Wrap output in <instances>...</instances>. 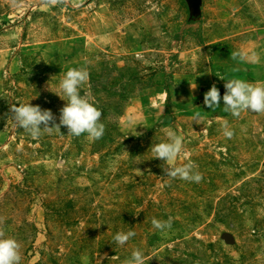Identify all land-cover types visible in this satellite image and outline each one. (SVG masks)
I'll list each match as a JSON object with an SVG mask.
<instances>
[{"label":"rangeland","instance_id":"obj_1","mask_svg":"<svg viewBox=\"0 0 264 264\" xmlns=\"http://www.w3.org/2000/svg\"><path fill=\"white\" fill-rule=\"evenodd\" d=\"M189 22V0H0V230L21 264H126L135 249L145 264H264V114L204 104L213 84L223 97L225 80L264 83L260 41L245 40L264 28V0H201ZM239 49L258 62L233 60ZM71 67L89 71L101 139L65 127L33 139L8 119L31 103L58 123ZM168 130L183 137L173 165L193 161L199 183L154 158ZM169 216L170 230L153 227Z\"/></svg>","mask_w":264,"mask_h":264},{"label":"clouds","instance_id":"obj_2","mask_svg":"<svg viewBox=\"0 0 264 264\" xmlns=\"http://www.w3.org/2000/svg\"><path fill=\"white\" fill-rule=\"evenodd\" d=\"M49 4L67 3V0H47ZM233 60L240 62H258L257 56L249 54L243 49L231 53ZM222 79V78H221ZM89 80V71L86 67H71L59 80V92H54L66 103L60 109L59 122L50 109H42L39 105L31 103H13L10 106V118L15 124L27 132L33 139H38L44 134H52L61 131V127L67 128V134L80 137L86 134L90 141L99 140L105 132V125L101 122L103 115L94 100L87 92L81 94V88ZM225 92L221 97L220 90L215 84L205 93L204 104L210 109L219 107L223 100V110L233 117H240L245 110L264 114V83H249L242 79L225 80ZM50 90V89H49ZM51 91V90H50ZM53 92V91H52ZM200 118L197 113V119ZM222 134L232 138L234 131L230 129L225 120L221 125ZM167 140L152 145L151 151L154 158L162 160L161 165L164 175L170 178H179L188 182L199 183L203 176L197 170L193 161H188L182 166H174L173 161L184 148L183 137L176 131L166 132ZM3 218L0 217V224ZM152 225L160 232L170 230L173 225V217L167 220L152 219ZM134 231L118 232L113 237V242L123 246L130 238L134 237ZM21 243L13 236L6 235L0 230V264H21ZM126 264H145L144 253L135 249Z\"/></svg>","mask_w":264,"mask_h":264},{"label":"crops","instance_id":"obj_3","mask_svg":"<svg viewBox=\"0 0 264 264\" xmlns=\"http://www.w3.org/2000/svg\"><path fill=\"white\" fill-rule=\"evenodd\" d=\"M261 28L262 29H260L259 31L254 32V33H247L245 35V38H246L245 40L251 42L250 46H253L254 39L255 40L258 39L260 41L259 45L261 46V48L259 49L258 54H256V55L258 57L262 56V59H264V28L263 27H261ZM247 46H248V44L246 45V47ZM263 62H264V60H263Z\"/></svg>","mask_w":264,"mask_h":264},{"label":"trees","instance_id":"obj_4","mask_svg":"<svg viewBox=\"0 0 264 264\" xmlns=\"http://www.w3.org/2000/svg\"><path fill=\"white\" fill-rule=\"evenodd\" d=\"M198 5H199L198 9L192 8V6L189 5V21L190 22H193L194 20H197L200 18L201 0L198 3ZM168 113H170V111Z\"/></svg>","mask_w":264,"mask_h":264},{"label":"flooded vegetation","instance_id":"obj_5","mask_svg":"<svg viewBox=\"0 0 264 264\" xmlns=\"http://www.w3.org/2000/svg\"><path fill=\"white\" fill-rule=\"evenodd\" d=\"M199 2H196V1H193V0H189V5L192 6V8L198 9V7H199L198 3Z\"/></svg>","mask_w":264,"mask_h":264},{"label":"water","instance_id":"obj_6","mask_svg":"<svg viewBox=\"0 0 264 264\" xmlns=\"http://www.w3.org/2000/svg\"><path fill=\"white\" fill-rule=\"evenodd\" d=\"M193 1L199 2L200 0H193Z\"/></svg>","mask_w":264,"mask_h":264}]
</instances>
